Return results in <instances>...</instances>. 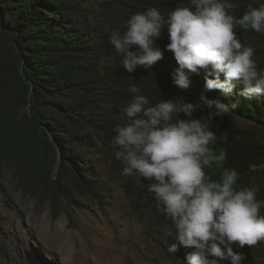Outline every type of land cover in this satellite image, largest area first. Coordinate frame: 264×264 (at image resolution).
I'll list each match as a JSON object with an SVG mask.
<instances>
[{
    "label": "trees",
    "instance_id": "16d2710c",
    "mask_svg": "<svg viewBox=\"0 0 264 264\" xmlns=\"http://www.w3.org/2000/svg\"><path fill=\"white\" fill-rule=\"evenodd\" d=\"M230 2L235 4L232 14L239 18L249 5L259 7L264 0ZM187 3L0 0V186L32 199L55 219L70 215L85 199L101 201L108 189L106 166L119 182L131 214L146 223L170 264H184L193 249L168 235L169 229L174 235V229L148 191L150 181L124 175V165L113 155L115 127L126 123L121 110L134 95L129 87L135 85L150 105L160 100L200 103L196 118L206 117L210 110L200 101L202 94L229 105V111L203 121L216 133L210 147L217 155L226 154L225 161L205 172L219 180L225 168L236 169L237 187H258L257 199L264 203V95L245 99L239 94L243 85L238 84L225 98L218 90H205L203 71L191 74L190 87L181 90L172 83L178 64L170 51L151 68L138 66L129 73L109 42L113 31L126 30L134 13L157 7L167 16ZM236 32L255 49L253 58L264 69V34L239 26ZM168 42L164 28L156 44L163 50ZM243 118L259 128L242 126ZM0 198L12 209L7 190L0 189ZM172 244H177L175 254L168 252ZM233 248L244 253V264H264V241Z\"/></svg>",
    "mask_w": 264,
    "mask_h": 264
},
{
    "label": "clouds",
    "instance_id": "9594fccd",
    "mask_svg": "<svg viewBox=\"0 0 264 264\" xmlns=\"http://www.w3.org/2000/svg\"><path fill=\"white\" fill-rule=\"evenodd\" d=\"M234 9L230 0H188L167 16L149 7L134 13L125 31H113L109 42L129 73L138 66L151 68L170 51L178 64L172 83L179 89L187 90L191 74L203 71L205 90H218L228 98L242 84L239 94L251 100L264 95V69L258 68L255 49L241 41L236 29L264 34V3L249 5L239 18L232 14ZM164 28L169 42L162 50L156 40ZM128 91L134 95L121 110V119L127 120L117 124L111 142L114 157L124 165L122 173L150 181L148 191L171 220L174 235L172 229L168 235L193 249L184 264H244V253L234 251L233 245L251 248L264 241L259 188H238L236 169L225 168L219 180L205 172L225 161L226 154L217 155L210 147L216 133L203 121L229 111V105L202 94L200 101L210 110L196 118L200 103L160 100L150 105L135 85ZM176 251L177 244L168 246L169 253Z\"/></svg>",
    "mask_w": 264,
    "mask_h": 264
},
{
    "label": "rangeland",
    "instance_id": "374dc122",
    "mask_svg": "<svg viewBox=\"0 0 264 264\" xmlns=\"http://www.w3.org/2000/svg\"><path fill=\"white\" fill-rule=\"evenodd\" d=\"M240 124L259 128L250 119ZM105 177L108 190L100 202L85 199L70 215L55 219L32 199L0 186L12 199L11 209L0 198V264H28L26 251L46 264H170L106 169Z\"/></svg>",
    "mask_w": 264,
    "mask_h": 264
},
{
    "label": "water",
    "instance_id": "95a60500",
    "mask_svg": "<svg viewBox=\"0 0 264 264\" xmlns=\"http://www.w3.org/2000/svg\"><path fill=\"white\" fill-rule=\"evenodd\" d=\"M25 258L28 264H44L41 259L32 251H26Z\"/></svg>",
    "mask_w": 264,
    "mask_h": 264
}]
</instances>
